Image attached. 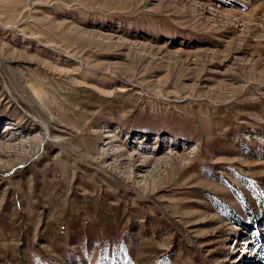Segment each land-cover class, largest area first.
<instances>
[{
  "label": "rangeland",
  "instance_id": "obj_1",
  "mask_svg": "<svg viewBox=\"0 0 264 264\" xmlns=\"http://www.w3.org/2000/svg\"><path fill=\"white\" fill-rule=\"evenodd\" d=\"M0 150V264H264V0H0Z\"/></svg>",
  "mask_w": 264,
  "mask_h": 264
},
{
  "label": "bare ground",
  "instance_id": "obj_2",
  "mask_svg": "<svg viewBox=\"0 0 264 264\" xmlns=\"http://www.w3.org/2000/svg\"><path fill=\"white\" fill-rule=\"evenodd\" d=\"M35 146V145H34ZM34 148V147H33ZM15 153L14 151H8V150H0V155L4 154H13ZM241 262V260H239Z\"/></svg>",
  "mask_w": 264,
  "mask_h": 264
}]
</instances>
